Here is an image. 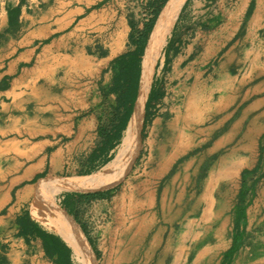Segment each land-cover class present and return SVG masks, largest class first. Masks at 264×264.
Returning a JSON list of instances; mask_svg holds the SVG:
<instances>
[{"label": "crops", "instance_id": "obj_1", "mask_svg": "<svg viewBox=\"0 0 264 264\" xmlns=\"http://www.w3.org/2000/svg\"><path fill=\"white\" fill-rule=\"evenodd\" d=\"M172 1L0 0V263L59 264L60 252L67 253L73 264L71 248L45 229L36 217L38 208L49 207L56 223L76 240L71 228L59 223H76L73 203L63 195L47 206L48 196L54 195L57 183L58 190L79 192L95 181L80 178L103 170L113 160L124 132L121 120L115 122L109 115L114 111L113 92L100 90L109 89L113 79L109 69L122 64L150 29L144 59ZM253 1L257 8L264 0H186L165 51L177 80L175 90L179 82L203 75L211 106L218 95L220 112H228L225 71L230 65L226 58L213 67L212 59L233 40L236 22L228 17L216 29L198 26L190 34L185 31L203 15H209L210 23L222 18L227 3L239 2L244 18ZM256 15L254 11L250 18ZM241 23H236L235 31ZM218 81L222 88L212 92ZM245 92L248 100V93L255 91L247 86ZM137 140L110 183H116L128 167ZM68 176L74 180L65 179ZM85 241L86 246L77 242L95 263L100 249L93 238Z\"/></svg>", "mask_w": 264, "mask_h": 264}, {"label": "rangeland", "instance_id": "obj_2", "mask_svg": "<svg viewBox=\"0 0 264 264\" xmlns=\"http://www.w3.org/2000/svg\"><path fill=\"white\" fill-rule=\"evenodd\" d=\"M255 6L256 3L253 1L247 15L245 14V17L242 18L240 17L242 14L240 3H227L222 18L218 17L216 18L217 21L210 23L209 15H203L202 19H198L196 23L187 25L185 31L186 34L191 33L193 29L197 30L198 26L201 30L216 29L228 17L236 23L242 22L237 31L235 29L238 24L233 25L234 30L231 34L233 40L212 59L214 61L213 67L218 60L228 59L230 66L225 72L227 74L226 90L230 94L229 102H227L230 104L229 110L227 113L220 112L221 104L218 103L219 96L216 95L214 102L218 106L216 107L215 103L212 102L207 135L202 143L194 144L191 152L194 158L198 155L203 156L202 168L205 172L221 157L229 155V171H238V174H241L239 186L237 185L240 187V193L236 198L237 206H232L230 210V217L234 216L233 231L231 232L230 228L228 238L220 244L219 248L222 264H230L234 251L238 247L244 248L248 245L250 237L249 218L257 216L258 221L264 220V1L259 2L257 8ZM254 11L257 15L250 18ZM236 41L239 43L236 44ZM232 45L234 48L228 53ZM165 51L166 47L163 48L161 56L154 66L148 98L154 95L155 99L148 110L147 121L145 122V110L135 150L128 160V167L119 173L116 183L106 181L103 186L96 188V190L84 191L81 187L78 188L79 192L73 193L60 192L64 187L58 190L60 188L57 187H61L59 183L53 186L56 188L54 189L55 193L59 192L56 195L57 198L66 195L70 199V203H73L71 212L76 216V223L73 224V227L81 232L86 239L93 238L97 248L100 249V256L95 259L94 264H118L117 257L121 254V258L124 253L128 262L126 259L121 260L122 262L126 261V264H200L194 263L196 256L218 241V239H213V231L206 233L204 229H201L199 245L194 249L193 239L196 235L191 233H196L193 231L196 226L195 223L192 224V229L188 234L180 236L178 225L161 223L159 226L150 229L151 227L142 217H138L132 223L125 239L119 235V220L137 185L145 179V173L150 164L154 124L162 116L163 111L167 108V102L174 97L175 93L182 92L186 86H193L194 83L189 79L179 82L178 88L175 90L177 80L174 77L172 64L167 61ZM123 66L124 64L121 65L120 63L109 69L113 72L109 89L104 87L100 90V92H113L110 102L114 100V111L109 115L112 114L115 122L118 119L121 120V126L126 116L124 111L126 88L125 81L121 76ZM217 80H221V78L218 77ZM199 83L198 88L207 92L208 80L202 76ZM247 86L255 92H249V99L244 100V98L246 99ZM220 87L222 88V85L218 81L216 86L213 85L211 91L219 92L217 90ZM106 103H109L107 99ZM107 111L108 109L105 112V117H107ZM129 121L130 119H128L126 126H122L124 127L122 140ZM141 134H143L142 140ZM103 170L95 171L93 175L80 178V180L91 183L95 178L97 181L100 179L99 175L100 173L102 175ZM65 179L72 178L68 176ZM103 181L104 179H101L99 182ZM95 193H101L102 196H90ZM200 223L205 228L208 221L202 219ZM231 236L232 245L226 250L225 245L230 241ZM122 246L124 247L122 248ZM188 255L189 258L186 262ZM0 264L4 263L1 262Z\"/></svg>", "mask_w": 264, "mask_h": 264}, {"label": "bare ground", "instance_id": "obj_3", "mask_svg": "<svg viewBox=\"0 0 264 264\" xmlns=\"http://www.w3.org/2000/svg\"><path fill=\"white\" fill-rule=\"evenodd\" d=\"M185 2L186 0L172 1L169 12L158 28L159 31H156L157 34L142 61L137 103L115 158L104 167L102 175H99L100 179L90 185H84L83 190L96 188L115 176L126 154L135 143L143 124L144 108L154 66L170 40L173 27ZM202 76L189 78L194 82L193 86L188 85L182 92H176L167 102V108L162 116L155 122L152 131L150 164L146 170L145 179L137 185L119 220V235L125 239L132 223L138 217H142L151 227L150 229L161 223L178 225L180 236L188 234L192 224L195 223L193 231L196 233H191L196 235L193 239L194 249L199 245L201 229H204L206 233L213 231L212 237L218 241L201 251L194 263L222 264L219 248L220 244L228 238L230 228L231 232L233 231L234 216L230 217V210L232 206H237L236 198L240 193L238 183L241 174H238V171H229V155L214 162L207 172L202 168L203 156L192 157L194 144L202 143L209 129L211 101L207 92H203L197 86H200L199 80ZM101 179L104 181L99 182ZM62 191L70 193L74 190L60 192ZM57 194L59 192L48 196L47 206L55 202ZM44 206V204L39 206L36 217L40 219L45 229L59 236L71 248L72 259L76 264H94L85 249L56 223L49 207ZM43 215L47 221L41 220ZM202 219L208 221L205 228L200 223ZM248 225L250 227L248 245L244 248L238 247L237 250V246L235 247L236 251L230 259V264H264V220L258 221L257 216H251ZM231 241L232 236L225 245L226 250L231 247ZM120 255L117 257L118 264H126L125 262H128L126 254H122L121 258ZM188 258L189 255L186 262ZM121 259L126 261L122 262Z\"/></svg>", "mask_w": 264, "mask_h": 264}, {"label": "trees", "instance_id": "obj_4", "mask_svg": "<svg viewBox=\"0 0 264 264\" xmlns=\"http://www.w3.org/2000/svg\"><path fill=\"white\" fill-rule=\"evenodd\" d=\"M163 19H164V17L160 20L158 26L163 21ZM154 25H153V27H154ZM157 27H156V29H157ZM156 29L154 31H156ZM149 30L150 29H148L147 32H145L144 35L142 36L141 41L138 43L137 49L135 51L130 52V53L125 55L128 59L127 58L125 59V56H124V58L121 59L122 64H124L121 76L125 81V88H126V93L124 94V108H125L126 116L122 122V126H126V124L128 123V119H130V117L132 116V114L134 112V107L136 104V100L138 98L139 82H140V77H141V61H142V58L144 56L145 47L147 45L148 39H149L150 34H151V32ZM154 99H155V96L152 95L148 98V100L146 102L145 122L147 121V117H148L147 114H148L149 107L153 103ZM123 128L124 127H122V129H121L122 132L124 131ZM142 137H143V134H141V140H142ZM90 196L100 197V196H102V194L101 193H95V194H91ZM66 201L69 202L70 199L68 198ZM59 223L65 224V226L70 227L71 230L75 234L82 237L85 241V238L83 237V235L77 229H75L73 227V225L69 224L68 222L60 221V220H59ZM75 234H72V236L81 245L86 246V243H85L86 241L84 242L80 237H78ZM58 263L59 264H69V257H67V253L61 254L59 252Z\"/></svg>", "mask_w": 264, "mask_h": 264}, {"label": "water", "instance_id": "obj_5", "mask_svg": "<svg viewBox=\"0 0 264 264\" xmlns=\"http://www.w3.org/2000/svg\"><path fill=\"white\" fill-rule=\"evenodd\" d=\"M151 37V36H150ZM147 45H148V43H147ZM146 48H147V46H146ZM146 48H145V50H146ZM145 53V52H144Z\"/></svg>", "mask_w": 264, "mask_h": 264}]
</instances>
